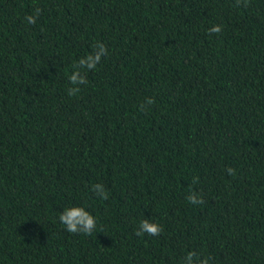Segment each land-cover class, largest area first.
I'll return each mask as SVG.
<instances>
[{
    "label": "trees",
    "instance_id": "obj_1",
    "mask_svg": "<svg viewBox=\"0 0 264 264\" xmlns=\"http://www.w3.org/2000/svg\"><path fill=\"white\" fill-rule=\"evenodd\" d=\"M71 207L91 235L66 231ZM145 219L159 236L136 235ZM190 252L264 264V0H0V264Z\"/></svg>",
    "mask_w": 264,
    "mask_h": 264
},
{
    "label": "clouds",
    "instance_id": "obj_2",
    "mask_svg": "<svg viewBox=\"0 0 264 264\" xmlns=\"http://www.w3.org/2000/svg\"><path fill=\"white\" fill-rule=\"evenodd\" d=\"M39 14V9H37V15ZM37 15H29L25 19L29 24H35ZM210 34H219L222 31L221 25H214L209 30ZM107 54V47L103 44H97L96 51L92 54L87 55L86 57L81 58L76 67L77 71L69 77L70 83L73 85L68 90V94L75 95L80 91L79 85L87 83V80L84 76L81 75L79 69L93 70L96 68L97 64L100 63L103 56ZM151 103V101H149ZM230 174L233 173V169L228 170ZM198 178L193 180V183H197ZM92 191L100 199H108V194L106 189L102 184H95L92 187ZM189 203L196 205L202 204L204 202L203 197L198 195L193 191L189 196L186 197ZM60 222L65 226L66 231L72 234L83 233L91 235L96 229V219L86 211L83 207H71L64 209L59 216ZM163 231L162 227L159 224L152 223L149 220H143L138 227L136 235L143 236L145 234L149 236H159ZM196 254L190 252L187 254L184 260V264H197L195 260ZM198 264H209L208 259L204 258L198 261Z\"/></svg>",
    "mask_w": 264,
    "mask_h": 264
}]
</instances>
